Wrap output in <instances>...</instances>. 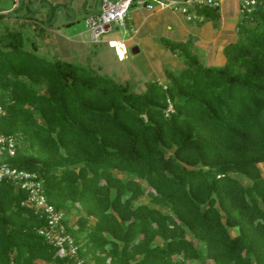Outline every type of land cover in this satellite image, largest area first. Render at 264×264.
Listing matches in <instances>:
<instances>
[{
  "label": "trees",
  "instance_id": "1",
  "mask_svg": "<svg viewBox=\"0 0 264 264\" xmlns=\"http://www.w3.org/2000/svg\"><path fill=\"white\" fill-rule=\"evenodd\" d=\"M237 32L220 66L165 40L186 67L143 92L0 32V133L18 137L8 162L43 179L88 264H264V7ZM26 197L0 182V264H74Z\"/></svg>",
  "mask_w": 264,
  "mask_h": 264
},
{
  "label": "crops",
  "instance_id": "2",
  "mask_svg": "<svg viewBox=\"0 0 264 264\" xmlns=\"http://www.w3.org/2000/svg\"><path fill=\"white\" fill-rule=\"evenodd\" d=\"M98 11L99 0H0V32L13 25L22 33L24 47L38 56L84 65L135 88L132 92H143L147 81L166 83V66L174 71L186 67L183 55L170 50L165 40L187 42L202 66L222 65L223 48L237 40L242 19L238 0H223L218 18L195 24L169 10L132 5L125 28L111 26L93 42L85 18Z\"/></svg>",
  "mask_w": 264,
  "mask_h": 264
},
{
  "label": "built area",
  "instance_id": "3",
  "mask_svg": "<svg viewBox=\"0 0 264 264\" xmlns=\"http://www.w3.org/2000/svg\"><path fill=\"white\" fill-rule=\"evenodd\" d=\"M223 0H99V11L85 18V27L93 42L111 26L125 28L126 15L132 5L147 10H169L180 14L187 22L201 23L205 16L203 8L219 9ZM264 0H238V10L242 18H251ZM165 87V86H164ZM168 110H172L169 105ZM5 109L0 102V116ZM18 137L14 134L0 133V182L8 181L16 189L27 192L26 204L40 217L46 219V225L38 229L44 240L57 248L60 257L73 260L74 264H88L78 254V245L64 223L65 212L56 209L47 201L43 188V179L36 173L19 169L8 162L16 152Z\"/></svg>",
  "mask_w": 264,
  "mask_h": 264
},
{
  "label": "rangeland",
  "instance_id": "4",
  "mask_svg": "<svg viewBox=\"0 0 264 264\" xmlns=\"http://www.w3.org/2000/svg\"><path fill=\"white\" fill-rule=\"evenodd\" d=\"M0 24H1V22H0ZM7 28H8V29H15L13 25H9V24H8V27H7ZM1 31H4V28H3V30H1ZM237 38H238V37H237ZM25 45H26V44H25ZM129 55H131L130 52H128V56H129ZM183 58H184V56H183ZM184 60H186V59L184 58ZM204 64H206V63H204ZM211 64H213V65L216 64V66H220V65H221V63H217V62H215V61H214L213 63H210L209 65H211ZM206 65H207V64H206ZM175 70H179V69L175 68ZM129 90H130V91H134L135 88L133 89V88L129 87ZM119 176L125 178V177H127V174L124 173V172H120V173H119ZM235 176H236V177H237V178H238V179H239L244 185H247L248 183H250V181H249L246 177H244V176H242V175H240V174H235ZM142 184H143V187L146 189V186H145L144 182H142ZM139 201H140V202H147V201H148V197L145 195V196L141 197V198L139 199ZM74 219H75V218H74V211H73L72 213H70V222L72 223ZM72 224H73V223H72ZM235 231H236V229H232V230H231V233L234 234Z\"/></svg>",
  "mask_w": 264,
  "mask_h": 264
}]
</instances>
